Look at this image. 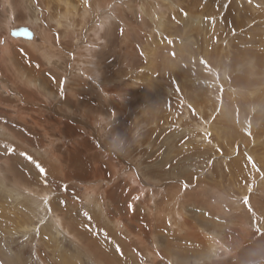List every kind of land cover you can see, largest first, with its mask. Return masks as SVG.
<instances>
[{
    "label": "rangeland",
    "instance_id": "374dc122",
    "mask_svg": "<svg viewBox=\"0 0 264 264\" xmlns=\"http://www.w3.org/2000/svg\"><path fill=\"white\" fill-rule=\"evenodd\" d=\"M3 1L0 264H264V0Z\"/></svg>",
    "mask_w": 264,
    "mask_h": 264
},
{
    "label": "bare ground",
    "instance_id": "6f19581e",
    "mask_svg": "<svg viewBox=\"0 0 264 264\" xmlns=\"http://www.w3.org/2000/svg\"><path fill=\"white\" fill-rule=\"evenodd\" d=\"M45 2H43V0H39V4H42L43 8L41 9V11L43 12H47L48 10H51L52 9V6L53 4H55L57 7H58V11L56 12L58 14V17L57 18H60L61 20H63V22H58V25H63V26H69L70 24H75V20H77V18H75L74 16L76 15H80L82 16V18H84L87 22V19H86V15L90 14L91 13V10H90V4H91V0H86L87 2V6H84V0H44ZM95 1H98V0H95ZM107 1V0H105ZM108 1H114V0H108ZM107 1V3H108ZM121 1V0H120ZM208 0H206L207 2ZM220 1V0H219ZM27 2V1H26ZM35 2V1H34ZM100 2H103V0H101ZM224 2V1H223ZM22 3V2H21ZM28 3V2H27ZM78 3H80L82 5V9L80 10L78 8ZM119 3V0H115L114 1V5L113 6H116L117 4ZM139 3L141 4V9L144 10L146 9L147 13L150 12V6H151V2L150 0H140ZM193 3V2H192ZM208 3V2H207ZM7 4H11L9 0H5L3 1V6ZM30 4V3H29ZM51 4V5H50ZM62 4H64V6H62ZM209 4V3H208ZM32 5V4H31ZM195 5V4H194ZM198 5V4H197ZM201 5V4H200ZM10 5H8L9 7ZM30 6V5H29ZM40 6V5H39ZM54 6V5H53ZM13 6H11L12 8ZM32 7V6H31ZM139 7V5H138ZM202 7V6H201ZM5 8V6H4ZM30 8V7H28ZM205 9H208L209 7L206 5V7H204ZM7 9V8H5ZM13 9V8H12ZM26 9V8H25ZM24 9V10H25ZM14 10V9H13ZM12 10V12H13ZM30 10V9H29ZM82 11V12H80ZM161 11V9L159 10V12ZM59 12V13H58ZM79 12V13H78ZM158 12V11H157ZM156 12V13H157ZM15 13V11L13 12ZM155 13V14H156ZM14 15V14H12ZM157 15V14H156ZM15 16V15H14ZM163 16V15H162ZM74 17V19H72ZM163 18V17H161ZM160 19L159 18H153L151 21H149V23L153 24V27H157L156 23L159 21ZM161 22V21H160ZM42 24V23H41ZM40 23H35L34 26L33 24L30 25L29 27H16V28H12L11 29L9 28V26L7 27V35L9 37L10 40L14 41V42H17V41H20V42H25L26 44L30 45V46H40L42 47L43 49H40V50H45L47 49V47L43 46L44 44L45 45H51V38L48 36V33L46 30H44V27L43 25H41ZM143 25H145V23L143 22ZM19 26V25H18ZM165 24L162 20V27H164ZM35 27V28H34ZM43 27V28H42ZM147 27V26H146ZM152 27V28H153ZM140 28V27H139ZM23 29H27L31 34H32V37L31 38H24L22 35H18L16 34L17 32H20L21 30ZM6 31V30H5ZM138 31H135V34L137 33ZM134 33V31H133ZM6 36V35H4ZM0 52H1V49L6 46V40L3 39V36L2 38H0ZM53 41V39H52ZM207 43H208V40H207ZM58 45V44H57ZM55 46V45H53ZM3 51V50H2ZM12 52V49L9 47V46H6L5 49H4V54L6 55H10ZM44 53V52H43ZM3 54V53H1ZM1 56V55H0ZM48 56V55H47ZM46 57V55H45ZM3 58V57H1ZM50 58V57H49ZM52 58V57H51ZM50 60V59H49ZM152 68H154L153 66H151ZM153 71V70H151ZM150 71V72H151ZM26 79V78H25ZM30 81V80H28ZM32 81V80H31ZM27 82V81H26ZM249 83V86H254V84H257L256 82L254 81H247ZM247 82L245 83V85L247 84ZM25 83V82H24ZM30 83V82H29ZM28 84V82H27ZM248 85V84H247ZM30 86V85H29ZM111 84H104V89H105V93H108L107 92V89H110L112 91V89L110 88ZM113 92V91H112ZM219 94V93H218ZM214 95V94H213ZM91 131V130H90ZM101 131V130H100ZM77 132V131H76ZM102 132V131H101ZM99 134V133H98ZM97 136H100L98 135ZM77 137H80L79 135L77 136V134L75 135V138ZM69 140V139H68ZM67 140V141H68ZM66 141V142H67ZM263 147V146H262ZM246 148V147H245ZM249 149V148H248ZM109 151V150H108ZM247 151V150H245ZM252 151V150H250ZM249 152V151H248ZM247 152V153H248ZM120 153V151H119ZM249 157H251L254 161L255 159L257 158H253L255 157V155L252 153V155H250ZM251 159V160H252ZM260 160V159H259ZM112 161V160H110ZM126 163V161H125ZM258 163V162H256ZM111 164V163H110ZM118 174V173H117ZM262 176V175H261ZM260 176V177H261ZM264 177V176H262ZM102 181H104V179H101ZM27 228V227H26ZM214 237V236H212ZM218 239V238H217ZM210 241V239H209ZM211 242V241H210ZM213 245V244H212ZM216 244H214L215 246ZM225 248V247H224ZM211 250V249H210ZM215 251V250H214ZM223 251V250H222Z\"/></svg>",
    "mask_w": 264,
    "mask_h": 264
},
{
    "label": "water",
    "instance_id": "95a60500",
    "mask_svg": "<svg viewBox=\"0 0 264 264\" xmlns=\"http://www.w3.org/2000/svg\"><path fill=\"white\" fill-rule=\"evenodd\" d=\"M16 34L22 35L24 38H31L32 37V34L27 29H23L20 32H17Z\"/></svg>",
    "mask_w": 264,
    "mask_h": 264
},
{
    "label": "snow or ice",
    "instance_id": "6c2138e0",
    "mask_svg": "<svg viewBox=\"0 0 264 264\" xmlns=\"http://www.w3.org/2000/svg\"><path fill=\"white\" fill-rule=\"evenodd\" d=\"M202 63H205V64H206L205 61H202ZM40 170H41V172H44V171H45L43 168H41ZM185 186H186V185H185Z\"/></svg>",
    "mask_w": 264,
    "mask_h": 264
}]
</instances>
